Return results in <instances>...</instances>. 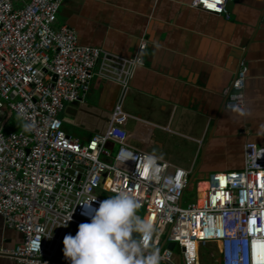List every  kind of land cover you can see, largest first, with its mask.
Wrapping results in <instances>:
<instances>
[{"label":"built area","instance_id":"built-area-1","mask_svg":"<svg viewBox=\"0 0 264 264\" xmlns=\"http://www.w3.org/2000/svg\"><path fill=\"white\" fill-rule=\"evenodd\" d=\"M231 1L189 5L219 15ZM62 2L0 0V218L22 235L12 248L0 245V255L18 264H55L69 226L89 222L91 213L82 204L96 199L95 208L106 199L102 193L123 191L139 202L137 214L154 222L152 244L162 262L174 264L167 248L174 242L183 264H198L199 246L211 241L218 244L221 264H264V146L246 142L243 167L196 181L197 197L183 207L191 172L159 158L150 173L143 163L149 152L133 145L126 129L128 119L148 124L123 109L140 57L83 45L72 27H56ZM146 44L141 39L138 50ZM95 78L121 91L105 128L82 141L65 132L60 113L83 101ZM247 79L244 65L224 91L227 110L244 108ZM13 114L23 130L6 131ZM201 182L207 188L198 204ZM70 213L67 226L60 225Z\"/></svg>","mask_w":264,"mask_h":264},{"label":"crops","instance_id":"crops-1","mask_svg":"<svg viewBox=\"0 0 264 264\" xmlns=\"http://www.w3.org/2000/svg\"><path fill=\"white\" fill-rule=\"evenodd\" d=\"M190 1L63 0L54 25L72 27L83 45L127 58L138 54L141 65L132 73L123 109L148 124L128 119L129 139L199 181L240 170L246 142L264 146V0L227 2V15L190 7ZM141 39L144 50H138ZM244 65L245 106L227 110L224 91ZM120 91L95 78L86 98L60 113L65 132L85 141L103 130ZM21 240L0 218V245L12 248ZM63 247L55 264H70ZM175 247L174 264H183ZM204 250L209 263L202 261ZM198 257V264H221L216 242L199 246ZM0 264L18 262L0 255Z\"/></svg>","mask_w":264,"mask_h":264},{"label":"clouds","instance_id":"clouds-1","mask_svg":"<svg viewBox=\"0 0 264 264\" xmlns=\"http://www.w3.org/2000/svg\"><path fill=\"white\" fill-rule=\"evenodd\" d=\"M158 160L148 153L143 163L154 173ZM94 202L96 199L82 204L91 213L89 222L80 223L75 236L63 237V255L70 264H160L159 248L152 244L155 224L137 214V200L122 191L98 201V207H93ZM69 220L71 213L60 225L67 226ZM46 236L51 238V232Z\"/></svg>","mask_w":264,"mask_h":264},{"label":"rangeland","instance_id":"rangeland-1","mask_svg":"<svg viewBox=\"0 0 264 264\" xmlns=\"http://www.w3.org/2000/svg\"><path fill=\"white\" fill-rule=\"evenodd\" d=\"M11 126V127H10ZM10 126H8V130H12V129H14V130H23V128H24V122L17 116V115H15V114H13L12 115V118H11V122H10ZM177 140V139H176ZM175 140V141H176ZM180 140V139H179ZM178 140V141H179ZM174 141V142H175ZM194 184H196V180L195 179H193V184L190 186V188L187 190V191H185V193H184V195H183V198H182V202H180V204L183 206V207H186L189 203H191V202H194L195 201V198H196V196H197V194L195 195V196H193V194H194ZM197 191V190H196ZM101 196H103V197H105V198H108V197H110V196H112V195H109V194H106V193H102L101 194ZM138 212L139 213H142V210L141 209H138ZM137 212V213H138ZM77 230H78V226L77 225H71L70 227H69V229L67 230V234H71V235H73V236H75V234L77 233ZM163 239H164V236H163ZM166 247V244H165V246L163 247V249ZM177 250V247H175V250L174 251H176ZM203 252V256H202V261L204 262V263H209L210 262V259L211 258H209L208 256H207V254H206V252H205V250L204 251H202Z\"/></svg>","mask_w":264,"mask_h":264},{"label":"bare ground","instance_id":"bare-ground-1","mask_svg":"<svg viewBox=\"0 0 264 264\" xmlns=\"http://www.w3.org/2000/svg\"><path fill=\"white\" fill-rule=\"evenodd\" d=\"M201 183L202 184L200 186L198 185V189H199L198 190V204L202 203V199H203V196H204V191L207 188V183H205V182H201Z\"/></svg>","mask_w":264,"mask_h":264},{"label":"water","instance_id":"water-1","mask_svg":"<svg viewBox=\"0 0 264 264\" xmlns=\"http://www.w3.org/2000/svg\"><path fill=\"white\" fill-rule=\"evenodd\" d=\"M109 149H112V145L111 144L109 145ZM190 181L193 182V178L192 177H190ZM189 188L190 187H188L187 189H189ZM174 247H175V243L174 242H170V243L167 244V248L169 250H173Z\"/></svg>","mask_w":264,"mask_h":264},{"label":"trees","instance_id":"trees-1","mask_svg":"<svg viewBox=\"0 0 264 264\" xmlns=\"http://www.w3.org/2000/svg\"><path fill=\"white\" fill-rule=\"evenodd\" d=\"M12 118V117H11ZM10 122H11V119H10V121H9V125L8 126H10ZM8 126L6 127V131H9L7 128H8ZM11 127V126H10ZM11 130V129H10ZM195 189V188H194ZM188 189L186 188V190L185 191H187ZM185 193V192H184ZM196 195V191L194 190V194H193V196H195Z\"/></svg>","mask_w":264,"mask_h":264},{"label":"snow or ice","instance_id":"snow-or-ice-1","mask_svg":"<svg viewBox=\"0 0 264 264\" xmlns=\"http://www.w3.org/2000/svg\"><path fill=\"white\" fill-rule=\"evenodd\" d=\"M209 7H212V5H209Z\"/></svg>","mask_w":264,"mask_h":264}]
</instances>
